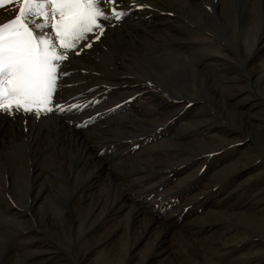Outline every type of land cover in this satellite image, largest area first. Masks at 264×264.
<instances>
[{
	"label": "rangeland",
	"instance_id": "1",
	"mask_svg": "<svg viewBox=\"0 0 264 264\" xmlns=\"http://www.w3.org/2000/svg\"><path fill=\"white\" fill-rule=\"evenodd\" d=\"M169 1L108 5L65 111L0 112V264H264V0Z\"/></svg>",
	"mask_w": 264,
	"mask_h": 264
},
{
	"label": "snow or ice",
	"instance_id": "2",
	"mask_svg": "<svg viewBox=\"0 0 264 264\" xmlns=\"http://www.w3.org/2000/svg\"><path fill=\"white\" fill-rule=\"evenodd\" d=\"M112 2L0 0V7L18 6L10 18L0 22V112L11 114L15 108L39 117L65 111L63 106L53 104V96L64 86L66 73L60 69L68 59L66 53L90 33H98L99 39V34L104 33L101 21L120 20L127 15L115 8L109 15L108 5ZM49 28L51 34L46 31Z\"/></svg>",
	"mask_w": 264,
	"mask_h": 264
},
{
	"label": "bare ground",
	"instance_id": "3",
	"mask_svg": "<svg viewBox=\"0 0 264 264\" xmlns=\"http://www.w3.org/2000/svg\"><path fill=\"white\" fill-rule=\"evenodd\" d=\"M144 1V0H143ZM171 1V0H170ZM169 1V2H170ZM180 1V0H179ZM160 3V2H159ZM115 5V4H114ZM118 5V4H117ZM126 5V4H125ZM128 6H131V7H134L133 5H128ZM119 7V6H118ZM112 8V7H111ZM129 8V7H128ZM156 8V7H155ZM134 9H135V7H134ZM132 11H133V9H132ZM138 12V11H137ZM137 12H135V13H137ZM144 13V12H143ZM150 13V12H149ZM142 14V13H141ZM141 14L139 13V15H140V17H142L141 16ZM160 14V13H159ZM133 15V14H132ZM147 15V14H146ZM134 16V15H133ZM150 16V15H149ZM152 17V16H151ZM165 21V20H164ZM152 23V22H151ZM176 23V22H175ZM200 23V22H199ZM195 24V23H194ZM188 25V24H187ZM207 25V24H206ZM145 27H146V25H144ZM136 27V26H135ZM143 27V26H142ZM159 27V26H158ZM152 29V28H151ZM205 29V28H204ZM208 30H210V29H208ZM207 32H209V31H207ZM212 32V31H211ZM208 35V34H207ZM195 37V36H194ZM202 37H204V36H202ZM206 37V36H205ZM263 37V36H262ZM259 38V37H258ZM258 38H256V39H258ZM261 38V37H260ZM199 40V39H198ZM209 42H210V44H214L215 42L211 39H209ZM258 42V41H257ZM255 43V42H254ZM253 43V44H254ZM264 43V42H263ZM129 44V43H128ZM256 44V43H255ZM211 46V45H210ZM259 46H261V44L259 45ZM218 48V47H217ZM256 49V48H255ZM225 57H227V56H225ZM66 73V72H65ZM78 82V81H77ZM129 86V85H128ZM91 86H87L86 88H87V90L85 91V94L87 95V97L89 98V97H91L90 95H88L90 92H92L93 91V89L94 88H90ZM127 87V86H126ZM88 88H90V89H88ZM126 89V88H125ZM128 89V88H127ZM131 90V89H130ZM124 91V90H123ZM127 91V90H126ZM125 91V92H126ZM122 93V92H121ZM133 93V92H132ZM84 94V95H85ZM85 97V96H84ZM83 97V99L81 100V101H79L78 103L79 104H77V105H79L80 107L79 108H75L74 107V109H72V112H73V114L74 113H81V111H90V110H92V112H93V115H92V118L93 119H100L101 117H103V116H107L108 115V113H110L109 111H107V110H100V104H98V103H100L99 101H97V100H95V99H93V100H90V101H87L86 100V98L87 97H85L84 98ZM91 99V98H90ZM103 100H105V99H103ZM54 101V100H53ZM82 102V103H81ZM55 104V103H54ZM103 104V103H102ZM128 105V104H127ZM102 106V105H101ZM181 106V105H180ZM68 107V106H67ZM130 107V106H129ZM99 108V109H98ZM67 109V108H66ZM69 109V108H68ZM104 109H105V107H104ZM119 109H121V108H119ZM98 110H100L101 112H99ZM128 110V109H127ZM68 111H70V110H68ZM114 111V109L112 110V112ZM117 112H121V110H118V111H116V113ZM71 113V112H70ZM115 114V113H114ZM116 115V114H115ZM126 115H129V114H126ZM122 116V115H121ZM127 117V116H126ZM93 119H92V121H93ZM104 119V118H103ZM106 119V118H105ZM104 119V120H105ZM110 120V119H109ZM63 121V120H62ZM87 122H88V120H87ZM101 122V121H100ZM99 122V123H100ZM102 122H103V120H102ZM101 122V123H102ZM104 122H106V121H104ZM65 123V122H64ZM10 125V124H9ZM9 125L7 124V120L2 116V115H0V135L3 133V132H7L6 130H7V128L9 127ZM110 125V124H109ZM105 126V125H104ZM237 132V131H236ZM225 134V133H224ZM223 140V139H222ZM89 160V159H88ZM93 160V159H92ZM103 163V162H102ZM21 207H24V209L25 210H29V204L27 205H24V204H21L20 205ZM18 213V212H17Z\"/></svg>",
	"mask_w": 264,
	"mask_h": 264
}]
</instances>
